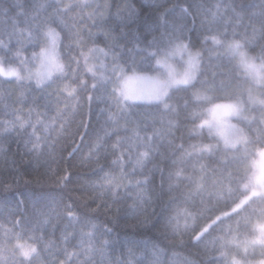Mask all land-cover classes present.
<instances>
[{
    "label": "trees",
    "instance_id": "16d2710c",
    "mask_svg": "<svg viewBox=\"0 0 264 264\" xmlns=\"http://www.w3.org/2000/svg\"><path fill=\"white\" fill-rule=\"evenodd\" d=\"M96 1L104 17L80 0H0V63L30 64L54 28L63 66L45 86L0 76V264H230L264 220V196L231 211L264 148V106L246 101L248 78L223 42L264 70V0ZM179 41L198 71L164 102H120L83 63L100 47L127 73H154ZM238 100L251 118L236 120L246 141L229 148L201 123Z\"/></svg>",
    "mask_w": 264,
    "mask_h": 264
},
{
    "label": "rangeland",
    "instance_id": "374dc122",
    "mask_svg": "<svg viewBox=\"0 0 264 264\" xmlns=\"http://www.w3.org/2000/svg\"><path fill=\"white\" fill-rule=\"evenodd\" d=\"M57 1L64 3L69 0ZM80 1L85 3L90 11L96 13L97 16L104 17L106 15L107 3H99L96 0ZM44 35V45L34 55L30 64L23 68H16L0 63V71L15 73L14 75L0 74V76L15 83L33 82L39 86H45L53 77L61 75L63 66L58 51L57 31L54 28H47ZM211 39L214 42L219 41L217 37ZM223 47L235 56L248 78L246 101L249 104L264 106L262 63L248 54L234 40L223 42ZM83 63L90 75L112 88L120 102L155 103L164 102L170 88L191 84L197 75L199 59L198 52L191 49L186 41H179L156 55L158 70L154 73L135 71L127 73L115 61L112 53L106 52L100 47H95L86 53ZM195 97L205 100L208 99L209 94L203 90H196ZM250 118V110L245 109L242 101L238 100L209 107L201 125L216 135L226 147L235 148L244 145L246 141V136L236 120ZM259 196H264V148L256 152V157L252 161L248 194L242 197L231 211L238 210L247 201ZM227 213L230 212L223 215ZM254 232L252 238L237 243L235 251L238 250L245 254L239 256L237 251L228 253L227 261L230 264H264V257L260 256L261 253H264V220L255 223ZM17 247L19 253L25 257H38L37 249L33 244L18 242Z\"/></svg>",
    "mask_w": 264,
    "mask_h": 264
},
{
    "label": "snow or ice",
    "instance_id": "6c2138e0",
    "mask_svg": "<svg viewBox=\"0 0 264 264\" xmlns=\"http://www.w3.org/2000/svg\"><path fill=\"white\" fill-rule=\"evenodd\" d=\"M0 74H5V75H14V72H9V73H3L2 71H0Z\"/></svg>",
    "mask_w": 264,
    "mask_h": 264
}]
</instances>
